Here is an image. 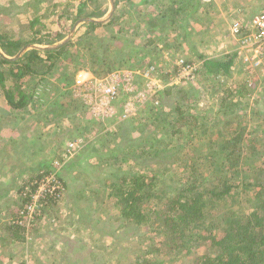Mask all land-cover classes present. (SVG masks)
I'll return each mask as SVG.
<instances>
[{"label": "rangeland", "instance_id": "rangeland-1", "mask_svg": "<svg viewBox=\"0 0 264 264\" xmlns=\"http://www.w3.org/2000/svg\"><path fill=\"white\" fill-rule=\"evenodd\" d=\"M72 1L0 0V37L3 41V46L0 45L1 51L7 56H14L24 45L22 44L23 46L18 49L12 44L13 42L22 41L23 43L33 38L32 31L40 30L43 25L46 26L45 31L53 29L58 14L57 12L52 14L51 11L54 8L58 9L60 3ZM95 5V2L90 4L91 8ZM171 6L173 8H170ZM120 7L123 8L124 22L119 21L113 24L114 26L99 27L92 32L88 31L87 24H81L73 40L79 35H84L77 49L84 59L90 60V52L93 48H97L99 53L103 52L107 42L104 38L123 28L121 33H127L129 38L119 45V53L114 49L113 59L122 61L125 57L121 55L128 52L131 58L132 53L140 52L138 57L140 60L136 64L133 61L130 66H121L108 76L98 78L92 72L93 70L90 71L85 68L86 66L80 65V62L77 63L72 54V50L76 49L74 46L68 47L67 52L59 56L51 71L38 74L39 76L33 77L31 82L30 79L26 81V85L23 86L26 93H28L29 85L38 82L34 96L32 95L31 100L26 102L25 106L28 107L18 110L9 106L3 88L0 86V127L8 122L13 123L11 124V128L15 131L12 136L13 141L16 138L15 135H18L14 122L24 119L22 113L25 110L30 112L31 116H28L30 123L20 120L19 126L29 127V131L34 133L36 132L34 124L40 122L43 129L46 128L48 134L52 135L51 139H57V147L58 136L62 138L60 149L57 148L55 152L49 149L39 152L38 145L33 143L30 144L31 147H28L31 154L23 151L22 147L16 143L9 152L12 154L0 152V170L8 173L4 179L7 182L4 183L0 174V183H2L0 194L4 197L0 200V206L12 207L10 211H5L0 219L9 222L11 217L18 213L19 205L23 204L19 195L20 189L25 188L26 182L31 177L46 169L39 167L38 160L46 159L44 163L49 166L55 160L59 166L64 161L60 162V156L65 150L67 154L65 168L60 171V175L68 182L65 198L63 197L59 202L51 201L43 207V217L26 230L24 242L2 241L1 238L5 232L1 224L0 264H7L5 262L10 260L11 264H48L47 261L51 260H54L53 264H58V260L64 261L63 264H83L93 261L95 264H102L103 260L101 261L100 257L103 251H98L97 259H92L85 248L94 238H97L98 233L107 229L102 222L104 220L105 223L107 217L114 214V208H109L110 205L107 204L100 206L97 215H100L102 222L97 225L92 224L89 219L95 208L90 209L87 200L79 199L77 195L79 191H82L84 183L90 190H99L100 193H104L107 184L114 177L112 164L117 165L113 163L114 154L118 155V150L122 153L123 148L134 145V142L129 141L125 134L133 130L130 125L132 118L143 114L149 106L163 105L161 109L165 106L168 109L174 107L175 94L165 96L163 92L156 93L153 87L144 84L142 77L137 75L152 67L155 68V65L159 68H155L154 75L163 80V87L167 90L172 84L170 81L172 78H164V70L175 65L173 63L180 58L195 63L201 68L198 77L193 81L181 83L178 87L189 89V95L192 100H197L196 106L202 115H210L212 118H222L225 113H228L227 117L234 114L245 116L248 119L247 133L250 137L255 139L258 136L264 137V75L250 78L251 63L248 59L251 58L240 47L243 36L249 30L251 19L264 10V0H131L129 2L121 0ZM100 11L105 13L104 17L109 15L111 11L109 0L101 1ZM164 14L173 15L174 23L171 24L172 19L162 17ZM39 18L40 23L31 26V21L34 22ZM152 19L158 22L155 28H150L151 25L148 23ZM237 26L239 32L236 31ZM232 55L235 62L231 75L213 76L203 67L204 58L222 59L230 58ZM143 61L145 67H142ZM6 66L8 65L0 64V70ZM64 72H66L65 75ZM80 72L83 76L79 78ZM95 78L98 82H95ZM111 78H114V82L119 87L118 99L106 102V105L97 106V103L107 101L109 84L106 80L110 81ZM78 79L85 82L92 81V83L80 85ZM9 84L10 81H8ZM242 88L245 89L244 93L240 92ZM61 110L67 113L59 115L58 112ZM153 120L156 118L154 117ZM209 121L211 122L210 118ZM57 124L64 130L59 132V135ZM159 125L156 121V125H152L151 128L154 130ZM69 128H72L71 132ZM19 129V132L22 131V127ZM0 131L5 132L1 128ZM148 131L152 130L145 131L144 138L139 136L140 132L133 131L130 134L133 137L139 136L136 144L141 145L144 144ZM216 136H219V133H215L213 139ZM0 137V139H6L1 135ZM202 138L197 140L199 145L205 144L206 137ZM73 139H78L79 144H74L72 147L66 146ZM263 148L260 146L259 149ZM206 150L207 148H204L202 152ZM262 155L252 156L251 159L255 160L249 159L248 166L252 163L261 166L264 159V154ZM7 159L9 167L4 166ZM161 160L165 161V156H162ZM16 167L20 168L17 170ZM176 168L177 165L174 166V169ZM53 171L58 172V168ZM77 176L79 178L75 180ZM8 190L9 194L6 197ZM76 203L79 206H76ZM122 225L124 223L119 225L118 221L111 224L114 235L113 238L109 236L112 234L105 236L106 244L109 246L110 243H114L121 250L125 248V244L137 246V241H130V237L138 235L137 228L130 229L129 226ZM65 246L67 250H64ZM206 249L207 244H200L196 252L204 253ZM187 259L189 258L176 264H184Z\"/></svg>", "mask_w": 264, "mask_h": 264}, {"label": "trees", "instance_id": "trees-1", "mask_svg": "<svg viewBox=\"0 0 264 264\" xmlns=\"http://www.w3.org/2000/svg\"><path fill=\"white\" fill-rule=\"evenodd\" d=\"M101 1L73 0L60 3L58 9L51 11L52 14H58L53 29L45 31L46 26L43 25L40 30L32 31L33 38L12 44L19 49L28 43L52 44L60 41L80 18L103 17L105 13L100 11ZM129 1L131 0H122ZM91 2L96 3L94 8H91ZM115 4L116 11L108 20L91 21L83 25L87 24L88 31L92 32L99 27L124 22L121 0H115ZM162 17L172 19L171 24L174 23L173 15L164 14ZM35 23H40V18L31 21V26ZM148 23L150 28H155L158 24L153 19ZM118 31L104 38L107 42L103 52L99 53L97 48L91 50L90 60L84 59L77 49L84 35L77 36L56 50L31 49L16 62L1 57L0 64L8 65L0 70V86L7 102L14 107H24L27 100L34 96L35 86L38 84L29 85L26 93L23 88L26 81L30 79L31 82L38 74L51 71L55 61L67 52L68 47L76 46L71 53L77 63L93 70L98 78L108 76L121 66H130L133 61L136 64L140 60V52L132 53L133 59L128 52L121 55L125 57L122 61L113 59L114 49L118 52L119 45L129 38L127 33H121L123 28ZM1 39L0 37V45L3 43ZM5 48L7 50L6 46ZM234 62V55L222 59L204 58L203 67L210 75L228 76L231 75ZM144 63L143 61L142 67L146 66ZM244 91V88L240 90L242 93ZM162 92L165 96L176 95L174 107L168 109L165 106L161 109L163 105L149 106L143 114L132 118L130 125L133 130L125 134L134 145L123 148L122 153L118 150V155L114 154L113 163L117 165L109 163L114 167V177L107 184L104 193L90 190L86 183L82 191L78 192L79 199L87 200L90 209L95 208L89 219L92 224L102 222L100 215H97L100 206L107 204L110 205L109 208H114V214L107 217L105 223L104 220L102 222L107 229L98 233L97 238L86 245L85 249L90 253L88 255L97 259L98 251H103L100 257L102 264H176L186 258L189 259L184 264H264V159L261 166L253 163L248 166L249 159L255 160L251 159L252 156L264 154V148L259 149L260 146L264 147V137H250L247 133L248 119L245 116L234 114L227 117L228 113H225L222 118H212L210 115H202L197 109V100L191 99L188 88L171 86L159 93ZM65 113L67 111L58 112L59 115ZM154 117L156 120H153ZM156 121L160 125L153 130L151 126L156 125ZM57 127L58 133L64 131L58 124ZM71 130L69 128V132ZM147 130L152 131H148L144 139L145 145L136 144L137 137L144 138ZM133 131L140 132L139 136L133 137L130 134ZM215 133H219V136L213 139ZM202 137L208 139L205 138L204 145H199L197 140H202ZM60 142L62 143L61 137ZM204 148L207 150L202 152ZM65 155L67 154L63 150L60 162L64 161L59 166L55 160L50 166L44 163L46 159L40 161L39 167L46 169L30 180L58 168V172H55L67 189L68 182L60 175V171L65 168ZM162 156H165V161H160ZM77 178L79 176L75 180ZM30 180L26 182L27 186ZM23 190L24 187L20 189L19 195L24 204L28 201V196L22 195ZM65 196L66 193L64 198ZM75 205L79 206L78 203ZM18 214H14L9 222L1 223L5 232L2 241L9 243L12 240L15 243L26 240L27 228L16 223ZM114 221H118L119 225L124 223L122 226H129L130 229L137 228L138 235L130 237L131 242L137 241V246L125 244V248L121 250L114 243L109 246L106 244L105 236L112 234L109 236L113 238L111 224ZM200 244H207L204 253L196 252ZM65 247L64 250H67V246ZM5 263L11 264L12 261ZM47 263L53 264L54 260ZM63 263L64 261L58 260V264Z\"/></svg>", "mask_w": 264, "mask_h": 264}, {"label": "built area", "instance_id": "built-area-1", "mask_svg": "<svg viewBox=\"0 0 264 264\" xmlns=\"http://www.w3.org/2000/svg\"><path fill=\"white\" fill-rule=\"evenodd\" d=\"M236 31L239 32L238 26ZM241 41V49L246 52L248 57L251 58L248 59L251 63L249 69L251 74L250 78L260 77L261 74L264 75V10L251 19L249 30L245 36H243ZM173 64L175 65H171L172 67L163 71V76L164 78L171 77V86L175 87L179 86L181 83L193 81L196 77H198L201 69L195 63L187 61L184 58L178 59L176 63L174 62ZM155 68L159 67L155 65ZM155 68L152 67L144 73L136 74L142 77L144 84L151 88L153 87L154 92L159 93L164 89V83L162 79L157 78L154 75ZM81 76H83V73L80 72L78 77L80 78ZM94 80L95 82H98L96 81L97 78ZM106 81L109 84L107 89V101L97 103V106L100 104L106 105L107 103L118 99L119 87L114 82V78H111L110 81ZM87 83H92V81L85 82L82 79H78V84L80 85ZM250 85L252 84L250 83ZM96 109H98V107H96ZM77 140L78 139L71 141L69 145L72 147L74 144H79ZM65 193L66 188L56 172L43 173L39 178L35 177L30 180L29 185H26L22 191V195L28 196V201L25 202L18 210L19 214L16 223L28 230L33 226V224L43 217V207L48 203H51V201L59 202L63 199Z\"/></svg>", "mask_w": 264, "mask_h": 264}, {"label": "crops", "instance_id": "crops-1", "mask_svg": "<svg viewBox=\"0 0 264 264\" xmlns=\"http://www.w3.org/2000/svg\"><path fill=\"white\" fill-rule=\"evenodd\" d=\"M109 3H110V0H109ZM110 6H111V3H110ZM8 105L11 106L9 103H8ZM11 107H13L15 109H18V110H21V108H18V107H14V106H11ZM24 107H28V106H24ZM24 107H22V108H24ZM16 115H17V113H16ZM22 115H23L24 119H18L17 121L14 122V124H16L15 125V128H16L15 130L18 131V135L17 136L15 135L16 138H15L14 141H13L12 136L14 135L15 131L11 128V124H13V123H9L8 122L9 124L6 123V124H4V125H2L0 127L2 129V131L5 130L4 133H2L0 131V135L2 137L6 138V139H0V152H4V153L8 154L10 151H12L11 147L14 146L13 145L14 143H16L19 147H22L23 151L25 150L29 154H31V153L28 151V150H30L28 147H31V145H30L31 143L38 145L37 147L39 149L38 148L37 149L39 150V152L44 151V150L46 151V149L47 150L49 149V151H51L52 149L53 150L57 149V148L60 149V146H61L60 137L58 136V147H57L56 139H54V140L51 139L52 136L48 135V131H46V128H45V130L43 129L42 124L40 122H39V124H34L35 125L34 127H36V132H34V133H31L29 131V127L19 126V121L20 120H23V121L26 120L28 123H30V118L28 117V116H31L30 112L25 110V112H23ZM14 116H15V113H14ZM38 121H41V120H38ZM20 127H22V131L19 132V130H20L19 128ZM38 128H39V130H38ZM58 135H59V133H58ZM8 142H9V144H8ZM39 142H41V143H39ZM54 147H56V148H54ZM9 154H12V153H9ZM38 163H40L39 160H38ZM4 166H8L9 167V160L8 159L5 160ZM37 167H33V168H37ZM19 168L20 167H16L17 170ZM9 170H11V169H9ZM31 170H32V168L30 169V171ZM0 174L2 175L1 177L3 179L2 183L7 182V181H4V179L8 176V173L7 172L5 173L4 171L0 170ZM2 183H0L1 184L0 185V189H1ZM8 194H9V190L6 192V197L8 196ZM3 198H4L3 194H0V200H3ZM4 208H6V209L5 210H0V216L3 215V213L5 211H8V210L10 211L12 209V207L10 208V207H6L4 205L0 206V209H4ZM0 220H2V219H0ZM2 222L3 221H0V225H1Z\"/></svg>", "mask_w": 264, "mask_h": 264}, {"label": "water", "instance_id": "water-1", "mask_svg": "<svg viewBox=\"0 0 264 264\" xmlns=\"http://www.w3.org/2000/svg\"><path fill=\"white\" fill-rule=\"evenodd\" d=\"M110 3H111V11L109 12V15L107 16H103V17H99V18H95V17H83V18H80L79 20H77L73 27L71 28L70 32L67 34V36L65 38H63L62 40L60 41H57L55 43H52V44H42V45H39L37 43H28L26 45H24L22 47V49H20V51L14 55V56H7L5 55L1 49H0V56L3 58V59H6V60H9L11 62H16L18 61L20 58H22L25 53L31 49H39V50H56L64 45H66L67 43H69L75 36L79 26L81 24H84L86 22H91V21H97V22H102V21H105V20H108L116 11V4H115V0H110Z\"/></svg>", "mask_w": 264, "mask_h": 264}]
</instances>
